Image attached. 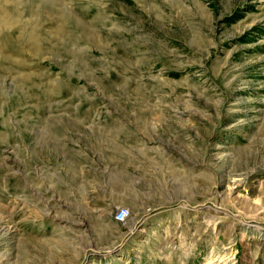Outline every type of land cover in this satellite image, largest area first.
<instances>
[{"label":"rangeland","instance_id":"obj_1","mask_svg":"<svg viewBox=\"0 0 264 264\" xmlns=\"http://www.w3.org/2000/svg\"><path fill=\"white\" fill-rule=\"evenodd\" d=\"M0 264H264V0H0Z\"/></svg>","mask_w":264,"mask_h":264},{"label":"built area","instance_id":"obj_2","mask_svg":"<svg viewBox=\"0 0 264 264\" xmlns=\"http://www.w3.org/2000/svg\"><path fill=\"white\" fill-rule=\"evenodd\" d=\"M132 210L128 207H119L114 214V220L120 225H125L132 218Z\"/></svg>","mask_w":264,"mask_h":264}]
</instances>
